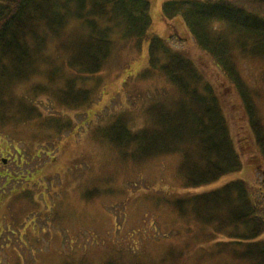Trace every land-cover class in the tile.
<instances>
[{
  "label": "trees",
  "instance_id": "16d2710c",
  "mask_svg": "<svg viewBox=\"0 0 264 264\" xmlns=\"http://www.w3.org/2000/svg\"><path fill=\"white\" fill-rule=\"evenodd\" d=\"M149 10L148 0H0V142L7 143L4 136L13 134L12 143L21 139L26 145L20 149L7 143L13 149V168H5L0 159V189L10 185L9 192L2 194L8 198L7 205L18 208L16 223L23 216L32 223L35 213L41 214L47 206L35 198L32 184L48 169L37 172L40 164L30 167V163L41 156V163H50L54 152L63 147L59 142L63 133L80 134L82 124L76 117L85 108L98 106V75L120 43L134 44L137 51L144 42L148 44L146 65L135 75L130 64L124 65L120 84L131 77H159L167 90L161 98L157 90V96L153 94L143 106L142 128L130 127L121 114L112 124L90 127L89 138L105 144L123 161L142 163L177 156L173 177L181 189L209 185L244 168L240 143L229 129L215 80L152 33ZM176 16L239 99L247 122L243 144L251 151L248 158L254 167L259 163L264 167L263 86L257 80L256 86L247 83L236 65L237 58L264 64V0L163 2V20ZM261 78L264 83V70ZM6 161L9 164V158ZM20 181L24 183L17 187ZM91 191H84L81 198L87 202ZM139 198H135L137 204ZM145 201L152 211L165 208L175 222H181L177 234L182 229L187 241L177 249L168 247L158 261L143 264H177L181 259L178 264H264V180L259 186L235 178L176 197L145 195ZM60 213L52 211L47 217L55 224ZM154 237L147 235L148 240ZM127 247L137 255L135 247ZM20 263V256L11 262ZM73 263L63 259L61 264ZM78 264L88 263L78 259ZM104 264L129 263L109 258Z\"/></svg>",
  "mask_w": 264,
  "mask_h": 264
},
{
  "label": "rangeland",
  "instance_id": "374dc122",
  "mask_svg": "<svg viewBox=\"0 0 264 264\" xmlns=\"http://www.w3.org/2000/svg\"><path fill=\"white\" fill-rule=\"evenodd\" d=\"M148 1L152 33L165 40L172 49L191 58L215 80L217 95L220 96L229 129L240 143L239 152L244 160V168L209 185L181 189L174 183L173 177L177 156H163L142 163L123 161L115 158L112 150L105 144H98L89 138L87 131L90 127L95 124L101 127L112 124L109 122L121 114L129 119L130 127L142 128L143 106L157 90L160 91L159 98L167 90L165 82L159 77H131L126 79L124 84H120L124 79V65L128 63L132 66L133 75L146 65L148 45L144 42L141 50L137 51L134 44L120 43L105 69L98 75L99 79L96 78L101 84L98 106H89L76 117L82 124L80 134L70 136L63 133L59 140L63 147L54 152L55 157L50 163H41L43 156L30 163V167L40 164L37 172H41L45 167V170L48 169L43 172L40 180L32 184L36 187L35 198H38L42 205L47 204L41 208L42 213H35L32 223H28V218L24 216L16 223L15 213L18 208L15 205H7L8 198L2 194L3 191L9 192L10 185L1 187L0 197L3 198L0 203V228L4 225V230L0 236V264H11L12 260L19 256L20 264H61L63 259L74 262L73 264H78V259H83L88 264H104L109 258H114L115 262L127 261L129 264L158 261L168 247L177 249L182 244L185 245L187 237L182 229V233L177 234L181 222H175L165 208L159 212L149 209L150 202H143L145 195L160 196L164 193L167 197H176L182 192L208 190L235 178H244L259 186L264 180V167L260 163L254 167L248 158L251 151L243 144L246 117L239 107V99L231 94L232 88L226 77L211 57L197 46L181 17L163 20L161 7L163 2L168 0ZM236 65L247 83L255 85L257 80L262 84L263 99L260 105L264 118V83L261 78L263 62L237 58ZM43 100L46 106L47 101L45 98ZM86 111L90 112L89 116H86ZM21 130L24 132L27 129L23 127ZM6 134H9L8 131ZM12 136L13 134L4 136L7 143L26 149L21 139L13 138L16 141L12 143ZM249 137L251 138L250 133ZM7 143L0 142V159L9 158V164L8 161L4 163L8 169L13 168L10 157L13 149H10L11 145L8 148ZM251 146L255 147L252 138ZM6 151L9 154H6ZM48 173L51 176L46 177ZM22 183L24 182L20 181L16 186ZM11 184L15 186L14 183ZM94 188L98 192L91 191ZM87 190L92 192V196L88 195L89 200L86 202L81 195ZM136 197L141 198L140 204H137ZM52 211L62 213L55 224L47 217ZM145 212L147 216L143 214ZM148 234L155 237L148 240ZM261 238L264 239V235ZM127 245L135 247L137 255L132 254ZM182 260H177V264Z\"/></svg>",
  "mask_w": 264,
  "mask_h": 264
},
{
  "label": "water",
  "instance_id": "95a60500",
  "mask_svg": "<svg viewBox=\"0 0 264 264\" xmlns=\"http://www.w3.org/2000/svg\"><path fill=\"white\" fill-rule=\"evenodd\" d=\"M3 162L5 163V160H3Z\"/></svg>",
  "mask_w": 264,
  "mask_h": 264
}]
</instances>
